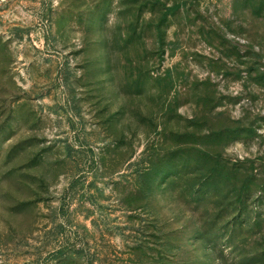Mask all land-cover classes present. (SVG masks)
Listing matches in <instances>:
<instances>
[{"label":"rangeland","instance_id":"1","mask_svg":"<svg viewBox=\"0 0 264 264\" xmlns=\"http://www.w3.org/2000/svg\"><path fill=\"white\" fill-rule=\"evenodd\" d=\"M0 264H264V0H0Z\"/></svg>","mask_w":264,"mask_h":264}]
</instances>
